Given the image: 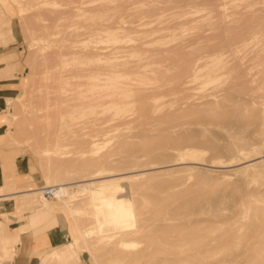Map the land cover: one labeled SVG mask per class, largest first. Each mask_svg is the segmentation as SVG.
Instances as JSON below:
<instances>
[{"label": "rangeland", "instance_id": "obj_1", "mask_svg": "<svg viewBox=\"0 0 264 264\" xmlns=\"http://www.w3.org/2000/svg\"><path fill=\"white\" fill-rule=\"evenodd\" d=\"M0 32L2 188L5 193L17 192L9 196L13 206L0 213V264L14 262L22 252L19 231L9 230V225L28 221L36 206L45 202L51 210L28 225L39 237L36 250L28 251L31 264H108L106 249L94 245L93 237L88 243L84 240L88 236H82L92 225L86 208L89 189L76 192L69 206L40 191L90 174L56 176L57 152L66 153L62 161L93 160L98 168L113 172L167 165L176 158L151 157L163 149L152 143L162 131L170 137L188 129L197 134L189 149L198 152L200 163L152 169L155 172L143 180V189L135 193L138 200L158 194L152 186L171 183L170 179L176 185L168 188L172 193L199 186L209 194H202L206 195L202 211L184 207L181 214L189 215L173 219L186 222L183 225L190 228L183 226L184 232L201 219L197 227L223 231L230 226L242 233L254 213L245 206H264V158L256 166L210 165L213 159L229 162L226 149L239 147L240 141L255 146L252 153L264 149V0H0ZM208 107L217 112L236 108L249 119L215 124L198 120L190 111ZM79 128L82 134H70ZM209 139L218 142V148L202 142ZM44 149L51 150L44 154ZM165 149L162 152L167 154L174 150L171 145ZM13 154L17 158L9 162ZM17 163L24 165L25 175L18 174ZM128 182L121 181L123 193L131 198ZM168 189L159 194L171 197L170 207L202 192L190 189L180 198L175 192V199ZM76 205L81 209L75 210ZM217 210L221 215L215 216ZM58 218L68 233L58 246H66L65 257L52 254L57 246L47 247L40 239L42 234L46 239V231L59 223ZM182 249L179 254L185 256L186 248ZM222 251L220 246L215 253L217 264H240L224 259L228 252Z\"/></svg>", "mask_w": 264, "mask_h": 264}, {"label": "bare ground", "instance_id": "obj_2", "mask_svg": "<svg viewBox=\"0 0 264 264\" xmlns=\"http://www.w3.org/2000/svg\"><path fill=\"white\" fill-rule=\"evenodd\" d=\"M106 32H108V30H106ZM0 34L2 33L0 32ZM47 91L45 90L44 92L46 93ZM50 99L52 100V98ZM57 102L59 103V99L57 100ZM209 108L211 109V107H208L207 111L205 109L203 112H201V110L196 111L193 108L190 109V111L191 110L194 111L193 117L195 116L198 120L208 122V123H215V124H218L220 120L224 122H229L232 118H234L235 121H237L238 123H244L249 119L247 117L249 115L244 114V113H243L244 116L243 114L241 115L236 110V108L235 109L232 108L229 111L227 109L224 111L222 110V112L214 111L215 109L209 111ZM35 110H33L32 114L33 113L37 114ZM253 112H255V110ZM186 113H188L189 115L191 114V112H186ZM180 114H178L177 116H179ZM188 114H184V115L189 116ZM180 117L182 116L180 115ZM260 117L263 118L262 116ZM81 130L82 129L80 128L76 130L72 129L70 131L71 133L70 132L68 133L79 136L80 134H82ZM62 132L64 131H61V133ZM196 135H197L196 132L187 129L185 131L180 132L177 136L172 135L168 137L167 134L164 131H162L160 133V139L152 143V145H155V146H158V145L163 146V149H161V152L157 151V152L162 153V155H160V153L159 154L156 153L155 155V153H152L151 150H148V151L149 153H152L151 157H154L156 159L158 157L161 160L164 159V157H167L165 158L166 160L170 158L171 156L173 158H176L175 162L171 164H167V165H158V166L147 165L143 167L139 166L137 167V169H134L131 171H124V172H113L112 168L110 169L98 168L96 161L88 160V159L68 158L67 161L66 160L62 161L63 157H66V153L57 152L58 157L55 158V159L58 158L57 161L55 160V162H57L58 164L56 167V170H57L56 176L64 177L65 175H68V174H69L68 176H70V172L83 173V174L90 173L87 176L83 175V177L79 180H75L79 182L77 185L73 184L75 181L69 180V181H65V182L63 181L60 183H54V184H51L50 186H54L56 188V197L59 198L61 202L65 204L66 206H69V202L73 201V199H70V198H72L76 194V192L80 190L89 189V195L87 196V206L88 207L86 208L88 209V212L90 214V220H91L92 225L89 229L85 230V233H82V236L87 235L88 237L89 236L93 237L94 245L98 244L99 246L101 245V247H104L106 249L104 253L106 254L108 264H217L218 259L216 260L215 253H217V249L220 246L224 251L228 252L227 256L224 259L232 258V260L239 261L240 264H243V263L244 264H264V206H259V205L256 206V205H252V203L251 205L248 204V206H245V208H247L248 210L252 209L254 213H253V217H251L250 223H246L248 224L247 229L245 231L243 230L244 232L242 233H240L239 231L240 233L239 234L235 230L237 228H234V227L231 228L230 226H229L230 228L227 226L228 227L227 230L222 227L224 229L223 231H219L215 227H212L209 229L206 227L207 228L206 230L204 227L206 225H202L204 228L202 226L200 228V225L197 227L196 224L198 225L201 219L200 220L196 219L194 221V224L196 222L198 223L195 224L196 228L193 225L194 229L191 228L192 229V230L190 229L191 231L188 230L190 227L187 226V224L183 225L186 222H183L180 224L173 222V219L176 217H180V216L186 217V215H189L186 213H184V215L181 214L182 208L184 207L191 208L196 213L197 212L199 213L202 211L201 201L205 202L203 201V199L204 197H206V195L208 196L209 194L203 192L199 188V186H197L196 188L191 187L193 190L190 187L189 188L186 187V188L189 190V192H190V189L193 192L199 189V191H202V192L197 193V194H201V196L197 195V198H195L194 197L195 195H194L190 197L191 200L190 198L186 200V197H185V200L182 199L180 202L175 203V206L172 205L173 207L172 206L170 207L169 205L170 198H171L169 195L165 194L166 195L165 196L164 194L163 195L159 194V193H162V189L166 190V188L168 189L171 186H173L174 188L176 186V185L175 186L173 185L175 183L174 182L172 183L173 180L171 179L169 180L171 181V183L166 181L165 182L166 184H165L162 181L163 183H158L156 188L154 185L152 186L154 189H157L159 193L155 190L154 191L158 194H153L154 192L152 193L151 191L153 189H151L149 190L150 192H148V193H152L150 196V199H147V200L139 199L138 200L135 193L139 192L138 190L143 189L144 187L143 180L146 178L148 179L149 178L148 175L153 174L152 172H155L152 169H155L156 167L162 168V167L169 166V165H177L183 162L192 163V164L200 163L197 160V158H199L197 157L198 152L194 149H191V148L189 149V147L193 145V144H190V142L195 140ZM59 136L61 135H58L55 138L58 142L60 139L57 137ZM240 138H238V141L241 140ZM205 141L207 140H204L202 142L210 146H215V147L219 146L218 142L215 141L214 143L212 139H209L207 142ZM202 142H199V144ZM240 142L241 144L239 147L233 148L231 146L226 149V155L229 156L228 157L229 162L224 163L225 161L223 160L218 161V160L213 159L210 165L216 166V167L232 168L234 166H237L239 164H244V163H248L247 165L256 166L263 161L262 158H264V149L260 150L257 153H252L256 150L255 146H250V144H248L247 141H240ZM170 145L171 147L173 146L174 148L173 151L168 152V154L165 151H164L165 153L162 152V150L165 149V146L170 147ZM261 146L264 147V144ZM194 147H196V145ZM50 150L51 149H44L42 152H44L45 154L46 152H49ZM16 158H17V154L11 155V157L9 158V162L12 160H15ZM128 161L130 162L131 160H128ZM108 162L110 164V160H108ZM6 165L4 163V169ZM70 166H73V169H71ZM86 170L87 171L89 170V171L87 172ZM122 174H126V175H122ZM16 179L17 178L13 180H16ZM180 179L181 178H179L178 181H181ZM122 180L129 181L128 182L129 190L133 192L134 194L133 197L131 198L127 197L125 196L126 194L123 193L124 191H123V186L121 183ZM163 180H166V179H163ZM174 181H175V178H174ZM167 182L169 184H167ZM201 183H202V179H201ZM202 186H203V183H202ZM202 188L204 189V187ZM185 190L186 189H181L180 191L178 189L179 194L177 193V191H175L178 195V197L175 195L176 198L181 197L180 193L185 195L188 192ZM40 191L42 192V188ZM207 191L210 192V190H207ZM175 192L172 193L171 191V194H173L172 195L173 197H174ZM8 193H5L4 188L1 187L0 199L6 198V197L8 198L9 196H17V192L15 191L14 192L12 191L10 194ZM68 194H71V195L67 196ZM202 194H206V195L202 196ZM199 197H202L200 201L198 200ZM255 198L256 197H254L253 199ZM258 201L260 202V200ZM74 202L76 201L74 200ZM79 209L81 208L77 207L76 205L75 210H79ZM215 209H216V206H215ZM50 210L51 209L48 206L47 202H45L43 205L36 206V208L34 209L35 214L34 213L31 214L29 217V220L24 222L23 225H21V227L18 229L19 234L29 229L30 226H33L34 221L43 217L46 214V212ZM212 210L213 209L211 208V211ZM204 213H206V211ZM217 214L219 215L220 213L215 212V216ZM76 215L77 214H75V216ZM244 215H245V212H244ZM77 216L75 218L78 219ZM245 217L249 218V215ZM75 221L78 222V220L76 219ZM189 223H190L189 225L192 226L193 222L189 221ZM73 224H76V223H73ZM77 225L79 226V223H77ZM208 225L209 224L207 223V226ZM183 226L184 227L187 226L186 228L188 229L186 232L182 230V228H184ZM80 229L83 230L82 226ZM241 229H244V228H241ZM80 234L81 233L78 232V236H80ZM93 234L94 236H92ZM17 236H15L14 238H16ZM87 238L84 237V240L86 239L87 242L89 243L91 238L90 237L89 239ZM250 239L251 241H248ZM7 242H10V240H8ZM65 247L66 246L64 245L61 247L57 246L53 248L51 253L59 257H65L67 256V253H68V250ZM181 248H183L182 250L186 248L184 250L185 256H182L181 255L182 253L179 254ZM187 250L189 251L187 252ZM224 251H222L223 254H224ZM218 252L220 253L221 251H218ZM222 258L223 257L221 256V260ZM44 259H46V255L42 257V261Z\"/></svg>", "mask_w": 264, "mask_h": 264}, {"label": "crops", "instance_id": "obj_3", "mask_svg": "<svg viewBox=\"0 0 264 264\" xmlns=\"http://www.w3.org/2000/svg\"><path fill=\"white\" fill-rule=\"evenodd\" d=\"M16 170L19 175L26 174L24 165L22 163H17ZM4 184H5L4 171L0 163V187H2ZM0 201H1L0 213H6V209H9L10 207L13 206L11 203V199L9 197L3 198ZM1 219L2 217H0V220ZM23 223L24 222L20 223L18 226L15 227L9 225V230L11 231H13L14 229L17 230L21 227V225H23ZM42 235L40 236V239L46 244L47 247H55V246H59L60 244H64L65 240L68 238V233L66 229L62 227L60 219H59V223L56 226L46 231V239L43 240ZM20 239H21L20 249H22V252L17 255L16 260L14 262L7 260L4 261L2 264H31L32 258L29 257L28 254L29 252L36 250L34 248L37 242L39 241V237L36 238V236L33 235L32 231L30 229H27L20 234Z\"/></svg>", "mask_w": 264, "mask_h": 264}, {"label": "built area", "instance_id": "obj_4", "mask_svg": "<svg viewBox=\"0 0 264 264\" xmlns=\"http://www.w3.org/2000/svg\"><path fill=\"white\" fill-rule=\"evenodd\" d=\"M42 193L47 198L56 197V188L54 186L43 187Z\"/></svg>", "mask_w": 264, "mask_h": 264}]
</instances>
